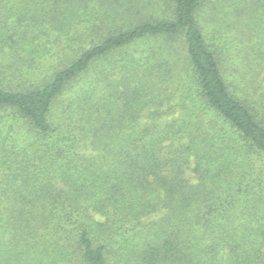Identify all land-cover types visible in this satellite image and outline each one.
Listing matches in <instances>:
<instances>
[{
  "label": "trees",
  "instance_id": "16d2710c",
  "mask_svg": "<svg viewBox=\"0 0 264 264\" xmlns=\"http://www.w3.org/2000/svg\"><path fill=\"white\" fill-rule=\"evenodd\" d=\"M0 264H264V0H0Z\"/></svg>",
  "mask_w": 264,
  "mask_h": 264
},
{
  "label": "rangeland",
  "instance_id": "374dc122",
  "mask_svg": "<svg viewBox=\"0 0 264 264\" xmlns=\"http://www.w3.org/2000/svg\"><path fill=\"white\" fill-rule=\"evenodd\" d=\"M145 45H147V44L140 43L139 45L131 47L130 49L117 51L110 60L115 61V60L124 59V58H127L128 54L131 55L135 52L138 53V51L140 52V54H143V53H145L143 51L146 50ZM17 130H18V128H17ZM19 134H20V136H18V134L16 135L17 136L16 138H18L17 140H22L23 138H28L30 135L26 126H21Z\"/></svg>",
  "mask_w": 264,
  "mask_h": 264
}]
</instances>
